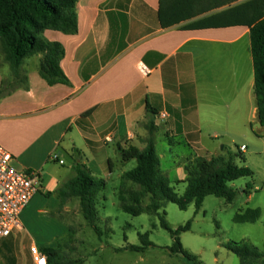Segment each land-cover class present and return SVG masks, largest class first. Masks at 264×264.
Instances as JSON below:
<instances>
[{"label":"crops","instance_id":"1","mask_svg":"<svg viewBox=\"0 0 264 264\" xmlns=\"http://www.w3.org/2000/svg\"><path fill=\"white\" fill-rule=\"evenodd\" d=\"M214 1L179 0L185 17L164 27L160 0H79L75 35L45 33L63 46L61 68L71 85L50 86L39 76L35 57L34 67L23 69L28 89L0 102V146L16 169L41 175L39 193L21 215L23 229L0 238V264H34V245L58 252L71 234L66 217L74 216L67 215L72 206L61 205L57 190L74 178L77 163L105 181L113 176L114 159L121 176L126 173L117 148L145 147L150 110L157 113L156 146L179 136L206 158L224 153L209 152L204 136L264 137L250 39L264 0H227L209 9ZM2 79L0 70V86Z\"/></svg>","mask_w":264,"mask_h":264},{"label":"trees","instance_id":"2","mask_svg":"<svg viewBox=\"0 0 264 264\" xmlns=\"http://www.w3.org/2000/svg\"><path fill=\"white\" fill-rule=\"evenodd\" d=\"M79 0H0V48L2 62L0 70L3 79L0 86V102L18 90L28 89V77L23 70L28 58L38 57L37 72L50 86L57 84L70 86L71 82L61 68V61L65 51L57 42L47 40V31L60 32L65 35H75L78 31L77 3ZM179 0H160L159 18L164 27L177 24L181 16L176 6ZM216 1V2H215ZM209 9L223 5L227 0H215ZM255 4L251 6L254 8ZM187 16V14H186ZM250 26L251 52L254 65V96L258 111V120L264 127V11ZM8 67L10 73L5 74L3 69ZM87 112L84 116H89ZM156 111L150 110L147 115L145 129L148 138L144 141L145 147L139 149L132 144L118 147L122 163L136 161V167L121 176V186L118 191L120 208L134 217L147 214L158 216L160 225L169 231L174 239V246L170 249L173 254H181L187 259H196L190 256L181 244L179 235L189 229L190 222L175 232L169 228L165 216L160 214L166 203L175 204L181 211L188 210L193 204L198 212L206 197L214 196L232 203L236 192L229 183L243 177L252 176L246 166H237L236 158H242L241 152L229 151L226 155L206 158L198 156L193 147L182 137H166L170 147H179L186 152L188 162L184 165L186 179L182 195L176 192L170 179L160 169V156L157 152L154 134L157 126L154 118ZM111 165V164H110ZM75 176L64 183L56 192V196L65 204L73 198L79 199L82 214L88 224L96 231L97 212L96 201L98 195L106 187V181L94 174L82 163L75 165ZM180 183V182H178ZM177 183V184H178ZM131 184L132 187H127ZM138 187L137 189H135ZM148 198V204L144 201ZM100 234V232H99ZM148 247V234L140 237ZM145 247V248H146ZM143 248L142 250H144ZM129 250L139 248L130 246ZM240 264H264V252L246 243H233L229 247ZM49 264H60L58 252L54 249L44 250ZM200 264V263H199Z\"/></svg>","mask_w":264,"mask_h":264},{"label":"rangeland","instance_id":"3","mask_svg":"<svg viewBox=\"0 0 264 264\" xmlns=\"http://www.w3.org/2000/svg\"><path fill=\"white\" fill-rule=\"evenodd\" d=\"M1 59L0 48V65ZM25 62L23 69L30 70L36 58H28ZM3 71L6 75L10 73L8 67ZM163 125L159 122L160 127ZM202 141L209 152L223 151L224 155L229 151L237 153L244 144L247 150L240 153L242 158H236L235 164L249 168L252 176L229 183L236 192L232 203L208 196L198 212L193 204L188 210L181 211L169 202L160 211V214H166L165 220L172 232L190 222L189 229L181 232L179 238L187 253L196 259H187L170 251L174 239L169 231L161 227L158 216L142 214L134 217L122 211L118 198L122 173L114 159L113 176L106 180V187L98 195L95 205L96 227L100 234L85 220L79 199L69 200L67 204L73 210L67 215L74 217H65L72 221L69 227L71 234L63 237L56 261L60 264H240L239 258L229 250L233 243H246L264 252V137L256 138L251 132L248 136L241 133L220 135L218 140L204 136ZM157 152L161 158V171L170 179L176 192L182 195L186 186L181 183L186 179L184 165L189 159L186 152L161 140L157 141ZM66 160L67 167L70 159ZM135 167L136 161H130L124 165V171ZM147 204L148 198L144 201V205ZM57 214L65 215L61 211ZM145 234H148V242L151 243L148 247L140 238ZM130 246L139 250H129Z\"/></svg>","mask_w":264,"mask_h":264},{"label":"built area","instance_id":"4","mask_svg":"<svg viewBox=\"0 0 264 264\" xmlns=\"http://www.w3.org/2000/svg\"><path fill=\"white\" fill-rule=\"evenodd\" d=\"M166 117V114L160 115L161 120ZM246 149L243 145L239 151L244 152ZM51 160L58 161V157L53 154ZM13 161V156L0 146V238L9 237L23 229L21 215L41 187L39 172L17 170ZM30 252L34 264H49L47 256L37 246H32Z\"/></svg>","mask_w":264,"mask_h":264}]
</instances>
